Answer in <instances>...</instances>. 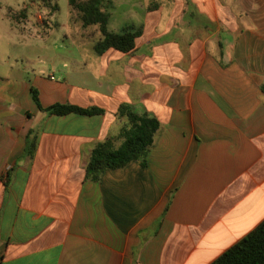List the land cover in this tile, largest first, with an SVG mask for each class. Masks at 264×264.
<instances>
[{"label":"crops","instance_id":"obj_1","mask_svg":"<svg viewBox=\"0 0 264 264\" xmlns=\"http://www.w3.org/2000/svg\"><path fill=\"white\" fill-rule=\"evenodd\" d=\"M106 7L111 32L141 36L128 53L93 41V71L74 83L0 53V264H211L264 221V0ZM59 26L98 29L71 9ZM56 103L103 113L46 111ZM122 106L160 123L146 162L89 178L95 148L123 143Z\"/></svg>","mask_w":264,"mask_h":264},{"label":"trees","instance_id":"obj_2","mask_svg":"<svg viewBox=\"0 0 264 264\" xmlns=\"http://www.w3.org/2000/svg\"><path fill=\"white\" fill-rule=\"evenodd\" d=\"M69 4L72 19L81 20L84 27L98 26L100 38L94 46L97 54L102 55L109 49L125 53L135 49L141 32L132 27H127L119 33L111 32L108 29L110 13L107 11L106 0H69ZM32 93L38 106L43 109L38 89L32 88ZM46 111L58 116H93L103 113V110L97 107L83 108L67 103H56L46 108ZM120 115L128 118L120 133L123 143L120 148L115 149L112 143L114 139L110 138L95 148L87 166L89 178L100 180L104 169L119 168L133 160L146 162V155L160 126L159 121L147 115L138 116L126 106L121 107ZM36 143V136L30 132L27 138L28 153L34 152ZM211 264H264V221Z\"/></svg>","mask_w":264,"mask_h":264},{"label":"rangeland","instance_id":"obj_3","mask_svg":"<svg viewBox=\"0 0 264 264\" xmlns=\"http://www.w3.org/2000/svg\"><path fill=\"white\" fill-rule=\"evenodd\" d=\"M25 9L27 18L24 21L20 17L17 24L16 16ZM69 13V0H0V53L10 56L9 61L20 72L26 69L32 75L45 77L52 74L61 82L67 73L73 83L78 81L74 72L93 71L88 54L100 32L87 31L91 38L83 39L74 27H60Z\"/></svg>","mask_w":264,"mask_h":264},{"label":"built area","instance_id":"obj_4","mask_svg":"<svg viewBox=\"0 0 264 264\" xmlns=\"http://www.w3.org/2000/svg\"><path fill=\"white\" fill-rule=\"evenodd\" d=\"M51 79H55V77L52 75V76H51Z\"/></svg>","mask_w":264,"mask_h":264}]
</instances>
